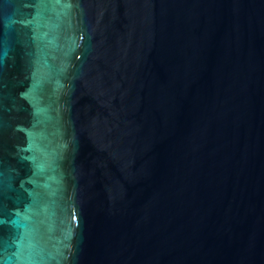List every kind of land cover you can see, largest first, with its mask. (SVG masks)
<instances>
[{
    "label": "water",
    "instance_id": "obj_1",
    "mask_svg": "<svg viewBox=\"0 0 264 264\" xmlns=\"http://www.w3.org/2000/svg\"><path fill=\"white\" fill-rule=\"evenodd\" d=\"M0 264H264V0H0Z\"/></svg>",
    "mask_w": 264,
    "mask_h": 264
}]
</instances>
